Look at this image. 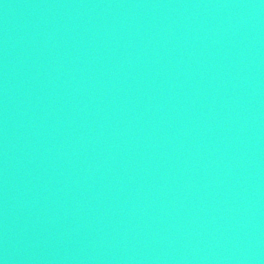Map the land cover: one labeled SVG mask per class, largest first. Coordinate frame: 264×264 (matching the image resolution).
Returning a JSON list of instances; mask_svg holds the SVG:
<instances>
[{
    "label": "water",
    "instance_id": "1",
    "mask_svg": "<svg viewBox=\"0 0 264 264\" xmlns=\"http://www.w3.org/2000/svg\"><path fill=\"white\" fill-rule=\"evenodd\" d=\"M0 264H264V0H0Z\"/></svg>",
    "mask_w": 264,
    "mask_h": 264
}]
</instances>
